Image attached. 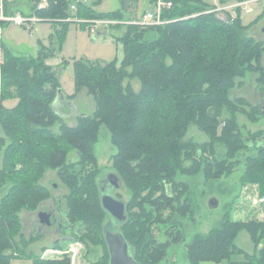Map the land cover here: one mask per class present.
Here are the masks:
<instances>
[{
    "label": "trees",
    "instance_id": "obj_1",
    "mask_svg": "<svg viewBox=\"0 0 264 264\" xmlns=\"http://www.w3.org/2000/svg\"><path fill=\"white\" fill-rule=\"evenodd\" d=\"M31 1L30 15L52 25L49 46L25 57L13 54L0 41V102L18 99L11 108L0 104V264H10L12 259L70 264L66 254L43 258L28 250V244L41 234L26 239L21 233V212H36L53 198L40 183L47 168L56 170L68 189L66 216L80 226L74 240L101 246L103 254L92 264H108L102 233L108 218L100 202V180H95L99 166L92 150L101 125L109 130L116 148L112 166L130 192L125 202L127 218L120 229L142 264L160 262L167 247L183 238L176 216H185L190 209L180 202V187L185 184L176 181L177 174L201 170L208 178L219 179L231 170L230 158L254 149L257 153L246 159V174L251 183L264 185V138L260 131L243 134L236 119L237 113H244L255 120L262 112L243 97H229L236 78L248 71L258 72L256 82L264 87V40L244 34L246 26L239 13L224 20L205 0H163L171 5L162 9L161 19L174 21L128 23L117 37L122 45L120 61H73L74 93L68 97L86 89L95 108L91 114L77 115L75 125L70 126L56 110L61 86L57 71L45 59L60 51L70 17L81 18L78 21L83 24L94 18L120 19L128 4L121 0L119 9L97 12L94 6L101 0L90 4L45 0L42 7H38L41 0ZM71 5L76 7L73 13ZM3 6L7 13L4 1ZM152 33L156 36L149 37ZM133 80L139 84L137 90ZM57 123L58 131H54ZM189 124L208 139L184 141ZM217 144L225 147L222 159L216 157ZM71 149L77 154L74 161L68 159ZM157 224L172 227L166 229L164 241L153 234ZM61 225L62 230L65 226ZM240 228L260 244L246 262L264 264V220L227 218L207 234L193 236L186 245L188 264L227 258L238 250L233 237ZM59 242L52 248L62 249Z\"/></svg>",
    "mask_w": 264,
    "mask_h": 264
},
{
    "label": "rangeland",
    "instance_id": "obj_2",
    "mask_svg": "<svg viewBox=\"0 0 264 264\" xmlns=\"http://www.w3.org/2000/svg\"><path fill=\"white\" fill-rule=\"evenodd\" d=\"M9 10L20 16L30 15L33 6L31 0H3ZM90 4L94 0H87ZM120 0H102L100 5H96L94 10L110 11L117 9L120 5ZM221 19L226 20L228 16L235 17L238 13L241 22L246 26L244 34L255 39L264 40V0H229L224 4H220L219 0H205ZM129 6L128 10L122 13L120 19H108L110 24L99 25L94 33L89 32L88 23L83 24L78 20L81 18L75 16L70 17L66 22V32L62 42L60 51L54 55L48 56L50 66H55L53 69L57 71V77L61 88L66 92H74L73 81V61L76 59L96 61L101 64L115 60L120 61L122 56V45L117 39L126 30V25L129 21H139L143 19V15L152 11L154 16L161 19V12L164 7H170L171 3L163 0H127ZM46 5L45 0L38 3V7ZM134 6V7H132ZM96 8V9H95ZM76 7L70 6V12L73 13ZM97 11V12H99ZM95 19V18H94ZM165 22L174 21V19L164 20ZM128 22V23H127ZM132 23V22H131ZM149 25V24H140ZM104 26H108L104 30ZM61 27V26H59ZM101 29V30H99ZM99 32V33H98ZM52 33L51 23L49 21L40 20L34 24L32 30L28 25L16 26L10 22L2 24L0 31V38L10 48L15 55L30 57L34 56L40 47L49 46V37ZM152 33L149 37H155ZM264 63V59H263ZM52 64V65H51ZM258 72H246L241 78H236L235 85L229 91L230 98L243 97L250 105L264 107V87L256 82ZM240 82V84H239ZM134 88L137 90L139 84L136 80L132 81ZM0 87H1V73H0ZM74 102L76 103V110L72 112L66 106L57 107V112L70 125H75V117L81 113L91 114L95 108V101L91 95L82 89L76 94ZM248 109V107H246ZM226 113H223V117ZM236 119L243 134L248 132L260 131L264 138V113L258 114L255 120L244 113H237ZM58 131V123L52 128ZM261 137V138H262ZM208 139L207 135L201 131L196 125L189 124L186 134L183 137L184 141L204 142ZM93 153L95 154L99 166V172L95 177L96 181L102 180L107 173L114 172L115 168L112 166L111 156L116 152L110 140L109 130L105 125L99 128L96 141L93 143ZM216 157L218 159L224 158L225 147L221 144L215 146ZM257 150H241L234 158H230L229 162L231 170L223 174L219 179H211L205 176L203 171H197L193 174H177L176 181L185 184L180 202L188 204V211L185 216L177 215V221H180V230L183 238L178 243H173L167 247L166 257L156 264H188L186 245L190 243L194 235L207 234L212 228L219 226L225 218L241 221L249 220H264V185L251 183L249 175L246 174L247 157L253 156ZM77 154L74 150H70L68 159L76 160ZM257 175L255 177H259ZM40 183L46 186L51 195L54 196L56 207L51 216L52 226L47 228V235H42L39 232L37 238L30 242L27 249L41 255L43 258H55L66 254L70 257V264H92L102 254L101 246H95L92 243L88 245L74 240L80 233L78 223L71 224L66 216V206L64 196L68 193V189L64 183L61 182L54 169L47 168L40 179ZM1 193V192H0ZM114 193L120 197L124 202L130 199V192L125 187L121 180L119 188L114 190ZM215 197L217 199V206L210 208L208 206V199ZM53 202L49 200L43 206L46 209L53 208ZM54 205V207H55ZM42 206V207H43ZM36 212H28L24 210L21 212L22 220V236L28 239L30 234L37 232V229L32 226L36 220ZM167 213V212H166ZM58 222L65 226L60 234L65 239H57L58 235L54 233V228ZM166 229H172L170 225H154L153 234L160 241L167 239L165 235ZM61 245L59 249L52 248L56 241ZM234 244L238 247L236 251L232 252L227 258L219 262L200 261L199 264H249L246 262L250 254H254L260 244L254 242L245 228L237 230L233 237ZM45 248V249H43ZM10 264H31L29 259H12Z\"/></svg>",
    "mask_w": 264,
    "mask_h": 264
},
{
    "label": "water",
    "instance_id": "obj_3",
    "mask_svg": "<svg viewBox=\"0 0 264 264\" xmlns=\"http://www.w3.org/2000/svg\"><path fill=\"white\" fill-rule=\"evenodd\" d=\"M64 97L62 89L59 88L55 101L59 103ZM259 107L264 113L263 105ZM99 183L100 202L108 218L102 229L108 253V264H142L135 259L131 246L120 229V225L127 218L126 203L114 193V190L121 185V178L117 173L110 172ZM207 203L210 208H214L217 206V199L210 197ZM52 215V210L42 211L38 213V218L42 223L51 224Z\"/></svg>",
    "mask_w": 264,
    "mask_h": 264
},
{
    "label": "built area",
    "instance_id": "obj_4",
    "mask_svg": "<svg viewBox=\"0 0 264 264\" xmlns=\"http://www.w3.org/2000/svg\"><path fill=\"white\" fill-rule=\"evenodd\" d=\"M71 6L72 8L74 7L73 5ZM40 20L41 19L35 15H28V16L23 17L20 15L8 14L4 10L3 1L0 0V31H1L2 24L5 22H10L16 26L28 25V27L30 28L32 24ZM110 22L111 21H109L108 19H93L90 21V25L88 26L89 32L92 34L95 32V30L98 28L99 25H102V24L107 25V24H110ZM130 22L136 23V24H149V25H160V24L165 23L164 20L154 16V13L152 11L144 14L142 20L129 21V23ZM1 54H2V51L0 47V62H1Z\"/></svg>",
    "mask_w": 264,
    "mask_h": 264
},
{
    "label": "crops",
    "instance_id": "obj_5",
    "mask_svg": "<svg viewBox=\"0 0 264 264\" xmlns=\"http://www.w3.org/2000/svg\"><path fill=\"white\" fill-rule=\"evenodd\" d=\"M79 1H81V2H83V3H86L87 4V0H79ZM121 1V0H120ZM120 1H119V3H120ZM127 1V0H126ZM102 3V0H101V2H100V4ZM100 4H98V5H100ZM120 5V4H119ZM94 7H97V6H94ZM121 7V5L117 8V9H119ZM132 7H134V6H132ZM128 8H129V6H127V8H126V11L128 10ZM96 9V8H95ZM117 9H114V10H117ZM97 11H99V10H97ZM110 11H113V10H110ZM99 12H108V11H99ZM7 13L8 14H12V15H18V14H14V13H12L10 10H9V8H7ZM124 13V12H123ZM35 24V23H34ZM34 24H32L31 25V27L29 28L30 30H32L33 28H34ZM107 27L108 26H104V30H106L107 29ZM51 28H52V25H51ZM264 29V28H263ZM263 29H262V31H263ZM99 30H101V29H99ZM0 41L4 44V46H6L9 50H10V48L4 43V41L0 38ZM11 51V50H10ZM45 61L48 63L49 62V60H48V58H46L45 59ZM49 64V63H48ZM52 65V64H51ZM56 65V64H55ZM54 65V66H55ZM54 66H52V67H54ZM61 86V85H60ZM62 89V88H61ZM82 90V89H81ZM80 90V91H81ZM62 91H63V93H64V95H65V97H64V99H61L60 101H59V103H57L56 101H55V104L57 105V106H66L67 108H69L72 112H74L75 110H76V103L74 102V100H75V98H76V96L77 95H75L74 96V98H69L68 97V95H71V94H73V93H69V92H66V91H64L63 89H62ZM79 91V92H80ZM17 102H18V99L17 98H13V97H11V98H7V99H4V100H2L1 102H0V104L1 105H3V106H5V107H7V108H11V107H14L16 104H17Z\"/></svg>",
    "mask_w": 264,
    "mask_h": 264
},
{
    "label": "flooded vegetation",
    "instance_id": "obj_6",
    "mask_svg": "<svg viewBox=\"0 0 264 264\" xmlns=\"http://www.w3.org/2000/svg\"><path fill=\"white\" fill-rule=\"evenodd\" d=\"M53 198H54V196H53ZM50 199V201H52L53 203V208H51L52 206H50V208L48 209H46V206H43V207H40L39 209H38V211H36V220L32 223V226L33 227H35L36 229H37V232H36V234H39V232H41L42 233V235H47L49 232L48 231H46V229L47 228H50L51 226H52V224L53 223H51V224H46V223H42V222H40V220H39V218H38V213L39 212H42V211H47V210H52V211H54V209L56 208V207H54V199ZM49 201H47V202H45V204L46 203H48ZM44 204V205H45ZM61 223L60 222H58V225H56V227L54 228V233L56 234V235H58L57 237V239H62V238H64V236L63 235H61L60 234V230H61Z\"/></svg>",
    "mask_w": 264,
    "mask_h": 264
}]
</instances>
